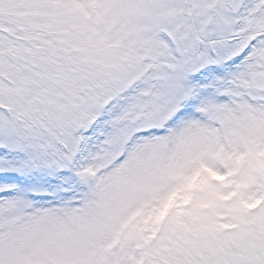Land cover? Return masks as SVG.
I'll use <instances>...</instances> for the list:
<instances>
[{
	"label": "snow or ice",
	"instance_id": "1",
	"mask_svg": "<svg viewBox=\"0 0 264 264\" xmlns=\"http://www.w3.org/2000/svg\"><path fill=\"white\" fill-rule=\"evenodd\" d=\"M0 264H264V0H0Z\"/></svg>",
	"mask_w": 264,
	"mask_h": 264
}]
</instances>
